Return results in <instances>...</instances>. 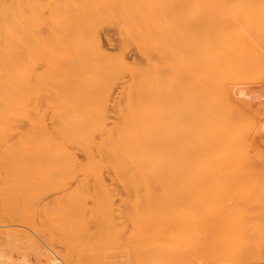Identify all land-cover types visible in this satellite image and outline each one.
I'll list each match as a JSON object with an SVG mask.
<instances>
[{"label": "bare ground", "instance_id": "bare-ground-1", "mask_svg": "<svg viewBox=\"0 0 264 264\" xmlns=\"http://www.w3.org/2000/svg\"><path fill=\"white\" fill-rule=\"evenodd\" d=\"M69 1L78 4L75 27L80 21L87 23L85 36L89 34L91 39L84 36L78 40L74 37L73 41L61 40V34L60 40L49 41L45 40V34H40L44 39L38 40L33 33L32 20L35 19L31 17V0H0V183L61 186L76 178L78 173L79 185L92 183L104 188L103 173L108 172L123 186L147 189L146 196L156 207V213L152 212L156 217L152 216L161 221L163 233L168 234L166 223L172 214L165 213L164 208L162 211L160 204H173L178 197L182 203L186 200L190 205L198 201L204 204L202 197L199 198L204 192L200 188L209 181L208 169H218L226 164L227 155H236L241 137L247 141V149H254L249 140L260 135L258 117L253 115L256 112H249L247 99L264 100V94L259 93L262 87L258 92L236 87V84L249 76V79L256 76L257 81V75H264V67L261 63L248 61L245 53L249 56V49L241 47L235 37L242 34L244 40L264 48V0H202L199 6L203 9L202 16L192 17L196 18L194 22L182 27L184 31L192 27L187 39H178L172 33L171 36L177 39L167 40L166 30H162L163 33L157 32L161 33L158 34L159 41L148 37L153 33L147 34L149 20H144L146 8L153 9L155 4L151 6L147 0H116L118 16L123 13L120 19L125 24L131 23L130 27L136 22V14H140L139 18L142 13L146 14L143 20L148 22L142 23L146 31L143 34L147 35L142 37L149 39L141 37L138 40L137 35L132 39L137 40L145 51L149 47L156 49L157 59L148 57L141 66H130L122 54H108L97 37L99 34L93 31L96 28H90L91 23H95L93 19L104 12L98 0ZM111 6L107 4L108 8ZM111 10L107 13L115 17V11ZM69 11V17L72 12L75 14ZM151 11L149 16H152ZM62 13L60 15H66ZM164 15L161 16L167 18ZM159 17L160 14L155 18ZM59 18L53 22H57L55 25L59 28L63 22L68 23ZM176 19L174 21L178 23ZM150 23L157 26L154 28L157 30L162 24L159 21L158 25ZM71 25L67 30L69 38L73 34L69 30ZM127 28V25L123 28L125 35ZM76 30L79 32L80 29ZM123 72L130 74V80L123 86L126 90L122 102L116 103V120L110 122L109 102ZM213 181L218 183L216 179ZM153 187L160 190H150ZM196 197L198 201H195ZM172 211L174 221L181 213H186L190 219H198L201 212L182 211L177 205ZM200 215L205 220H199L206 222L207 211ZM47 216L53 222L69 223L75 219L72 215L56 213ZM193 234H179L181 238L173 235L174 241H170L182 240L179 243L183 250L192 243L194 248ZM140 239L141 235L136 234L129 241L131 247L126 245L134 252L128 260L132 264L140 263L143 258ZM174 243L171 246H175ZM174 253L172 251L170 256ZM160 255L169 261L164 252ZM124 256L128 255L123 253Z\"/></svg>", "mask_w": 264, "mask_h": 264}, {"label": "rangeland", "instance_id": "rangeland-1", "mask_svg": "<svg viewBox=\"0 0 264 264\" xmlns=\"http://www.w3.org/2000/svg\"><path fill=\"white\" fill-rule=\"evenodd\" d=\"M67 1L69 4L66 3ZM103 1L104 0H98L102 7L100 9L106 14L102 12V15H99L100 19L97 18L98 16L95 17L93 19L95 23L91 21L90 28H92V30L96 28L93 31H95V33L97 32V35L99 34L97 37L103 43L108 54L113 56L122 54L130 66L145 65L148 57L157 59L156 49L149 47L145 51L139 46L137 40L133 39L137 37H139L137 38L138 40L142 38L146 39L147 37L144 38L142 35L145 36L150 32L149 34L153 33L154 35L155 33V35L153 36L151 34L153 37L151 35H148V37L152 39L156 38V40L159 41L158 34L163 33L161 32L162 30H166L164 34L166 33L165 36L167 35V38H165L167 40H174L177 38L187 39L191 33L192 27L191 29L188 27V30L185 29V31L183 28L188 25L190 26V24L194 22L196 18L193 19L192 17L200 13L203 14V9L199 7L202 4V0L198 2L197 0H147L148 4L151 6L155 4L156 6L154 7L159 8H146L147 10L144 11L147 13L146 17L144 13L141 14V18H139L140 14H136V22L134 23L139 22L140 25L133 23L130 27L131 23L125 24L122 18L120 19V16H124L123 13L120 12V16H118L116 10L118 5L116 4V0H106V4L103 3ZM109 1L114 4L111 3V6ZM31 2V7L35 10L34 11L32 8L31 17L36 21L34 22L32 20L34 24L33 33H35L34 37H36V39L42 40L44 36L45 40L49 41L56 40V38L60 40L62 36L63 38H61V40L66 39L68 41H73L76 38V40H78L80 37L92 38L89 34L85 36L87 32L84 30L85 27H87V23L84 22V24H86L84 25L83 22L80 21V23L77 18L79 26L75 27L78 24L75 18L78 17V13H76L78 11H75L76 9L78 10V4L72 3L69 0H66V2H64V0H31ZM107 4L111 7L108 8ZM64 6H71L72 8L69 9ZM108 9H112L111 12L115 11V17L107 13L109 12ZM150 9L152 10V16H149L150 14L148 15ZM153 10L156 11L154 12ZM68 11L70 13L72 11L75 12V14H73V12L71 13L73 20L71 16H68L70 15ZM163 11L168 15L165 14V16ZM197 11L199 13H197ZM61 12L66 15H60ZM152 12H154V15ZM57 13L58 15L56 18L55 15ZM158 13L160 14V19L155 18L159 16ZM185 13L189 23L184 16ZM188 13L190 14L188 15ZM32 14L34 16L38 15L39 17L35 18ZM202 14H200V16H202ZM161 15L167 18L164 19ZM58 16L62 17L59 18ZM168 16L171 21L168 19ZM171 16L175 19L178 17L176 20L179 22L177 23L174 21L175 19ZM143 17H145L144 20L147 19L149 22L147 20L144 21ZM37 18L40 22L36 20ZM55 18H59L62 22L66 20L69 25L72 24V27L69 29L73 32L71 38H69V31L67 32L68 23L63 22L59 28V25H55L57 22L53 24L54 20L56 21ZM105 18L108 19L104 21ZM190 18H192V21ZM98 19L101 21L99 22ZM164 20L165 23H163ZM96 21L98 22L96 23ZM150 21L156 25H158V21L162 23L158 25L160 29H154L157 28V26L154 27ZM142 22H148L146 24V27H148L147 34H143L144 32L146 33V31L145 25ZM180 22L181 24L179 25ZM173 23H177L178 25L174 24V28ZM117 25L122 28H118ZM126 25L131 28L130 30L127 28L128 33H131L129 35L127 33V36L125 35L126 32H124L125 29H123ZM136 25H139V27ZM89 26L90 24L88 27ZM163 26L166 28L163 29ZM51 27L53 29L55 28V30L51 29ZM177 27H181L183 31ZM71 28L73 30H71ZM168 28L171 30L169 29L168 31ZM76 29H80L79 32ZM136 29L139 30L136 31ZM173 29L177 32L172 31ZM51 30L52 33L50 32ZM133 31L138 34H134ZM80 32H82L83 35H81ZM157 32L161 33L157 34ZM179 32H182L181 34L183 35L181 36ZM172 33L174 36H177V38H173L174 36H171ZM40 34L45 35L41 36ZM164 34L162 36H164ZM50 35L54 37L51 38ZM67 35L69 39L66 37ZM135 35H137V37ZM162 36L160 38L164 39ZM39 37L42 38L40 39ZM235 39L240 41L241 47L244 48V46H246L249 49V56L245 53L248 61L252 63H261L262 67H264V48L261 47V49L259 46L252 44L246 39L244 40L242 34L235 37ZM241 58H243V50L241 51ZM254 77L256 76H253L251 79H249L250 76L249 78H243L244 80L246 79L245 81L241 78L240 81H243H238L236 87L245 90H256L258 92L262 87L259 93L262 92L261 94H264V75H257V81H255ZM129 80L130 74H128V72H123L112 92L109 102L110 122L116 120V103L122 102L126 90V87L123 88V86H125ZM262 99H264V97H262ZM247 101L250 102V107L247 105L249 112L253 111L252 114L256 112L253 115L258 117L255 118L259 123L260 135H256L257 137L254 136L255 139L249 140L252 141L254 149H247V141L244 137H241L238 143V153L232 156L227 155L226 159H229V161L226 160V164L221 166L222 169L221 167L215 170L212 169L213 171L211 168L208 169L209 171L207 174L209 176V181L205 187L200 188V190L205 192L199 197H202L204 204H200L197 197L195 201H198L199 204L196 202L193 203L194 205L192 203L191 205L187 204L186 200V202L183 201L182 203L179 197L176 199L175 205V202H173V204L166 203L167 207L165 203L160 204L162 211L165 209V213L169 212V214H172L170 215L172 218L170 217V220L166 223L167 231L170 233V236L167 232V235L163 233L161 221L157 218V220L154 219L156 217L154 215V213H156V207L153 200L146 196L147 189L144 187L135 188L123 186L108 172L103 173V179L106 184L104 188L92 183L79 185L78 173L76 178L61 186L11 182L0 183V258H2L0 259L2 260L0 264H132V261L129 262L131 260H129V257H131L134 252L126 247H131L132 244L129 241L132 236L136 234L141 235L139 247L142 248V250L140 248V251L143 252V254L141 252V257L143 258L139 260L140 263L138 264H264V100L261 102L260 100H256L254 102L247 99ZM223 168L225 169L223 170ZM223 173L225 174L224 176ZM214 179H216L218 183H215L216 181H213ZM224 180L228 184L224 182ZM150 190L159 191L160 189L158 187H153L150 188ZM192 200L194 201V198ZM176 205L179 210H191L196 214L197 212L199 213V210H201L200 213H205L207 211L209 216L206 222H202L199 220L202 219L201 217L203 216L200 215V213L197 215L198 219L193 217L190 219V217H187L186 213H181L182 215L179 214L174 221L173 217L175 214L172 210ZM55 213L72 215L75 219L69 223L53 222L47 215H53ZM238 227H242V229L239 230ZM182 230L184 231L181 232ZM8 232L13 233V235H10ZM190 232L194 233L191 240L192 242L196 241V246H194V248L197 247L195 248L196 250L192 246L195 245L194 243L188 245V247H185L183 250V246L180 244L183 242L181 239H179L181 240L179 241L180 243L177 242L179 245L172 242L174 241V238L172 239L173 235L181 238L179 234L187 235V233ZM198 232H201V234ZM195 233L197 236L194 239ZM178 238H176V241H178ZM171 242L174 243L175 246L177 245L175 249L174 245L171 246ZM127 243L128 246H126ZM198 243L200 245L203 244L201 245L203 247L199 246ZM109 244L111 246H109ZM185 245L186 244H184V246ZM189 246L193 249L191 247L189 249ZM161 251L168 255L169 261L161 257ZM172 251L175 252V255L173 254L174 256H170ZM123 253L128 256L123 257ZM6 258L8 260H6Z\"/></svg>", "mask_w": 264, "mask_h": 264}]
</instances>
